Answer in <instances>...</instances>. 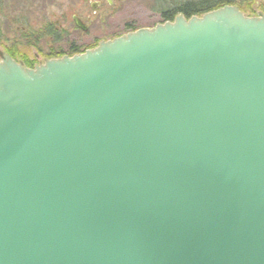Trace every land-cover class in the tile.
<instances>
[{
  "label": "water",
  "instance_id": "95a60500",
  "mask_svg": "<svg viewBox=\"0 0 264 264\" xmlns=\"http://www.w3.org/2000/svg\"><path fill=\"white\" fill-rule=\"evenodd\" d=\"M0 264H264V16L0 54Z\"/></svg>",
  "mask_w": 264,
  "mask_h": 264
},
{
  "label": "rangeland",
  "instance_id": "374dc122",
  "mask_svg": "<svg viewBox=\"0 0 264 264\" xmlns=\"http://www.w3.org/2000/svg\"><path fill=\"white\" fill-rule=\"evenodd\" d=\"M238 3L244 16H264V0H240ZM0 7L9 14H21L33 30H42L44 25L55 26L52 32L57 33L58 39H43L37 48L18 45V53L12 59L7 48H11L12 41H17V35L9 22L0 19V54L26 69L51 59L70 57V48L78 50L74 55H80L101 42L133 33L132 29L149 30L162 25L153 11V0H0ZM73 17L80 20L85 32L76 28ZM5 36L8 41L4 40ZM50 52L60 54L51 58L48 57Z\"/></svg>",
  "mask_w": 264,
  "mask_h": 264
},
{
  "label": "trees",
  "instance_id": "16d2710c",
  "mask_svg": "<svg viewBox=\"0 0 264 264\" xmlns=\"http://www.w3.org/2000/svg\"><path fill=\"white\" fill-rule=\"evenodd\" d=\"M240 0H153V11H155L161 23L172 22L178 15L185 19L191 17H200L208 12L217 10L224 6H236ZM239 9V7H238ZM0 19H4L11 25V30L17 35V41L11 42V48H7V54L12 59L18 53V45L27 46L30 48H37L43 39L52 37L53 40L58 39L56 32H52L55 26L45 25L42 30H33L31 24L21 14H9L0 7ZM136 31V29H132ZM11 36V35H9ZM8 41L7 36L4 37ZM1 44V43H0ZM2 45V44H1ZM69 55L78 53L77 49L70 48ZM60 53H51L48 57H56ZM62 54V53H61Z\"/></svg>",
  "mask_w": 264,
  "mask_h": 264
}]
</instances>
